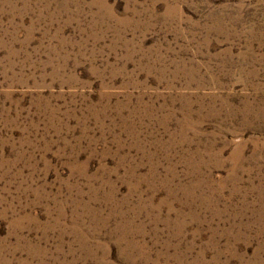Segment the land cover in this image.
I'll list each match as a JSON object with an SVG mask.
<instances>
[{
  "label": "rangeland",
  "instance_id": "obj_1",
  "mask_svg": "<svg viewBox=\"0 0 264 264\" xmlns=\"http://www.w3.org/2000/svg\"><path fill=\"white\" fill-rule=\"evenodd\" d=\"M0 264H264V0H0Z\"/></svg>",
  "mask_w": 264,
  "mask_h": 264
}]
</instances>
